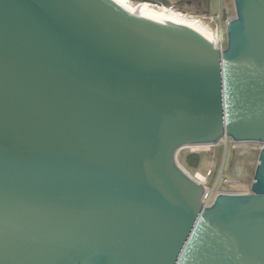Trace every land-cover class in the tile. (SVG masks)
Listing matches in <instances>:
<instances>
[{
	"label": "water",
	"instance_id": "1",
	"mask_svg": "<svg viewBox=\"0 0 264 264\" xmlns=\"http://www.w3.org/2000/svg\"><path fill=\"white\" fill-rule=\"evenodd\" d=\"M228 47L113 0H0V264H264V149L220 195L180 148L264 142V0Z\"/></svg>",
	"mask_w": 264,
	"mask_h": 264
},
{
	"label": "rangeland",
	"instance_id": "2",
	"mask_svg": "<svg viewBox=\"0 0 264 264\" xmlns=\"http://www.w3.org/2000/svg\"><path fill=\"white\" fill-rule=\"evenodd\" d=\"M139 1L145 2V0H138V2ZM154 1L160 2L166 6L170 5L164 3L162 0ZM202 1L206 8L200 6L201 12H197L195 9L187 11V13L193 15L194 18H190L184 14L183 15L186 17L179 15H177V17L193 22L209 35L207 32V30H209L208 25L212 26V23L209 22V19L206 16L222 15V18L226 19L236 15V8L234 3H232V0ZM134 2L138 3L137 1ZM221 5L222 10H220ZM174 7L175 10L171 9V12L175 11L174 13H181L179 10L185 12L181 6L175 4ZM206 9L208 12H206ZM195 18L200 22L196 21ZM192 147L193 149L200 150L199 153H196L197 156L194 157L199 159L197 166L191 165L189 163L190 160L188 155H190V151L188 147H183L178 152V156L176 158L178 159V162L190 173L196 174V176L199 178H204L205 175L211 171L212 174H210L209 177L211 186H213L217 178L222 175L219 179L218 186L224 189L247 190L252 187L255 173L254 168L260 156V143L246 142L240 148H233L232 144L225 146L223 143V138H221L213 145H195ZM226 179L230 181V184H226Z\"/></svg>",
	"mask_w": 264,
	"mask_h": 264
},
{
	"label": "built area",
	"instance_id": "3",
	"mask_svg": "<svg viewBox=\"0 0 264 264\" xmlns=\"http://www.w3.org/2000/svg\"><path fill=\"white\" fill-rule=\"evenodd\" d=\"M132 1V0H131ZM133 3H135L134 1H132ZM145 2H149L153 7L157 8V9H161V8H168V9H173L175 10L174 5H169L166 6L160 2L154 1V0H149V1H145ZM141 2H138V4ZM178 11V10H177ZM182 14L190 17V18H194L193 15L187 13V12H183L180 11ZM209 19V22L212 23V26L208 25L209 30H207V32L210 35V39H211V44L213 45V47L220 51L223 52L224 50L227 49L228 47V24L236 18L235 16L232 17H228L226 19L222 18V15H211V16H206ZM196 21H199L198 19L195 18ZM200 22V21H199ZM231 139V140H229ZM231 141V142H230ZM246 142L248 141H236L231 137L225 136L223 137V143L225 146H228L229 144H232L233 148H240L242 145H244ZM260 143V151L264 149V142H258ZM189 148L190 154H196L199 153L200 150H196L193 149L192 146H185ZM183 148V147H182ZM180 148L178 150V152L182 149ZM178 152L176 155V158L178 156ZM177 160V164L186 172V174H188V176L190 178H192L195 182H197L201 187H202V193L200 196V202L202 204L203 207L207 208V207H211L216 199L223 194H230V195H247V194H251L252 190L247 189V190H235V189H224L218 186L219 183V179L222 175H220L215 184L213 186L210 185V181H209V177L210 174H212L211 171H209L204 178H199L198 176H196V174H192L190 173L188 170H186L179 162L178 159ZM226 184H230L227 179L225 180Z\"/></svg>",
	"mask_w": 264,
	"mask_h": 264
},
{
	"label": "bare ground",
	"instance_id": "4",
	"mask_svg": "<svg viewBox=\"0 0 264 264\" xmlns=\"http://www.w3.org/2000/svg\"><path fill=\"white\" fill-rule=\"evenodd\" d=\"M113 1L122 4L128 10H130L132 14L136 17H139L142 14H146L158 18H163L178 24L188 26L194 30H197L198 32H200L201 34L205 35L210 39V36L204 30L200 29L197 25H195L193 22L177 17V15L184 16L182 13H174L175 11L171 12L170 11L171 9H168L166 7L165 8L163 7L161 9H155L152 7V5L149 2H141L138 4V3H133L131 0H113ZM195 145L198 146V145H211V144H194L191 146H195Z\"/></svg>",
	"mask_w": 264,
	"mask_h": 264
},
{
	"label": "flooded vegetation",
	"instance_id": "5",
	"mask_svg": "<svg viewBox=\"0 0 264 264\" xmlns=\"http://www.w3.org/2000/svg\"><path fill=\"white\" fill-rule=\"evenodd\" d=\"M164 2H172L174 5L181 6L185 12L195 9L197 12H201L199 1L197 0H162ZM197 4V5H196Z\"/></svg>",
	"mask_w": 264,
	"mask_h": 264
},
{
	"label": "trees",
	"instance_id": "6",
	"mask_svg": "<svg viewBox=\"0 0 264 264\" xmlns=\"http://www.w3.org/2000/svg\"><path fill=\"white\" fill-rule=\"evenodd\" d=\"M133 1H137L138 2V0H133ZM145 1H149V0H145ZM198 1V0H197ZM200 1V0H199ZM139 2H141V1H139ZM162 2V1H161ZM164 2V1H163ZM164 3H166V4H170V5H174L173 3H171V2H164ZM206 12H208L207 10H206ZM197 156V154H190V155H188V157H189V163L191 164V165H195V166H197L198 165V163H199V159H197V158H194V157H196Z\"/></svg>",
	"mask_w": 264,
	"mask_h": 264
},
{
	"label": "crops",
	"instance_id": "7",
	"mask_svg": "<svg viewBox=\"0 0 264 264\" xmlns=\"http://www.w3.org/2000/svg\"><path fill=\"white\" fill-rule=\"evenodd\" d=\"M232 3H234V5H235V0H232ZM199 5L201 6V7H205L206 8V6H204L203 5V1L202 0H200L199 1ZM207 10V9H206ZM220 10H222V5H221V9ZM208 11V10H207ZM260 153H261V151H260ZM260 157V156H259ZM258 162H259V159H258ZM258 162L256 163V165H255V168H254V172H256V168H257V165H258ZM254 176H255V173H254Z\"/></svg>",
	"mask_w": 264,
	"mask_h": 264
}]
</instances>
